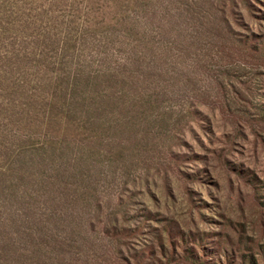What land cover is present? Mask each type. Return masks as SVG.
<instances>
[{
    "label": "rangeland",
    "instance_id": "1",
    "mask_svg": "<svg viewBox=\"0 0 264 264\" xmlns=\"http://www.w3.org/2000/svg\"><path fill=\"white\" fill-rule=\"evenodd\" d=\"M247 2L251 10L242 0H0V138L41 145L58 91L97 86L133 105L111 108L110 130L97 132L105 143L86 174L97 196L67 201L77 234L88 223L94 233H68L58 264H143L135 257L152 241L147 229L131 232L134 214L198 233L231 221L264 244V62L239 41L264 32V0ZM69 137L75 157L86 136ZM205 168L210 181L191 177Z\"/></svg>",
    "mask_w": 264,
    "mask_h": 264
},
{
    "label": "trees",
    "instance_id": "2",
    "mask_svg": "<svg viewBox=\"0 0 264 264\" xmlns=\"http://www.w3.org/2000/svg\"><path fill=\"white\" fill-rule=\"evenodd\" d=\"M242 1L249 10L254 7L248 0ZM239 41L251 57L264 62V32L253 33ZM93 85L97 84L94 82ZM93 88L96 89L93 94V90L90 94H84L77 88L69 97H63L62 91L50 96L49 115L42 126L49 131L42 134L41 145L25 135L14 141L6 133L1 136L0 264H58L55 253H61L67 243L68 233L77 236L94 233L93 224L88 223L77 234L74 225L77 216L73 213L77 209L73 210L74 207L69 206L67 201H75V191L82 193L88 190L89 195L97 196L95 181L86 175L92 171V149L105 143L97 132L110 130L112 122L108 118L113 108L123 106L126 110H132L133 105L128 106L124 97L121 100L114 95L104 96L97 86ZM198 114V111L189 113L193 116ZM257 119L264 122V109H261ZM72 130L78 131L81 137L86 136L80 140L82 151L75 157L72 155L75 146L68 143ZM231 170L253 182L254 178L246 170L236 166ZM200 175L210 181V172L206 168L201 174H192L191 177L200 180ZM73 180L80 183L68 182ZM260 203L264 212V200ZM118 205L120 208L124 206L121 198ZM205 205L195 204L200 209ZM65 210L67 215L61 214ZM111 215L116 222L117 215ZM143 217L139 221L137 214L131 216L136 221V227L131 232L137 236L147 229L144 234L152 241L145 245L138 258L135 257L143 264H162L161 258L172 264H264V244L256 242L243 226L231 221L224 223L212 220L218 225V231L198 233L171 221L159 220L155 214ZM156 221H165V224L153 226ZM115 229L113 223L104 226L103 232L111 237L117 235ZM57 236L59 242L55 241ZM53 239L56 245H51Z\"/></svg>",
    "mask_w": 264,
    "mask_h": 264
}]
</instances>
